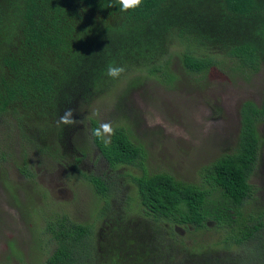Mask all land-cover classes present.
<instances>
[{
  "label": "trees",
  "instance_id": "trees-1",
  "mask_svg": "<svg viewBox=\"0 0 264 264\" xmlns=\"http://www.w3.org/2000/svg\"><path fill=\"white\" fill-rule=\"evenodd\" d=\"M203 1L214 4L223 17L220 27L227 34L223 36V54L236 60L240 67L257 69L264 62V0H142L139 7L127 12L109 7L112 0H0V116L16 114L17 122L25 121L32 108L47 105L56 111L64 109L62 105L67 102L72 105L73 87L82 72L89 69L84 62L87 52L91 55L94 51V88L116 82L106 74L111 63L123 66L125 71L136 70L137 80L143 73L149 76L158 71L171 80L164 73L167 60L165 64L158 58L166 56L173 37L184 46L179 57L186 70L208 69L215 62V53L197 56L190 46L205 45L214 39L204 33V26L218 13L211 15ZM197 4L207 14L202 17V24L189 17L198 12ZM93 14L107 19L101 29L103 38L89 39L93 30L99 29L88 23L94 20ZM194 16L195 20L197 15ZM184 18L190 20L180 21ZM92 96L87 94L84 99ZM19 106L25 113L20 112ZM239 115L236 146L206 167L212 190L176 179L167 172H143L130 178L140 206L154 221H165L171 232L178 225L207 229L211 222L223 227L224 245H238L243 248L241 253L233 258H219L211 252L196 253L186 244L177 252L155 230L141 244L135 238L113 234L117 237L102 243L99 249L90 225L61 215L46 222L45 230L54 247L41 264H264V206H247L254 195L250 178L262 145L258 126L264 122V95L260 104L244 100ZM90 120L91 130L98 127L95 119ZM18 130L25 135L21 125ZM22 137L26 144L33 142L26 135ZM91 138L110 168L142 164L144 149L124 127L114 128L107 147ZM38 144L35 143L39 148ZM1 156L4 157L3 151ZM26 171L22 169L23 173ZM84 176L96 194L108 197L109 184L104 177ZM105 211L107 208L102 207V215ZM121 222H116L112 232H119L121 225L117 226Z\"/></svg>",
  "mask_w": 264,
  "mask_h": 264
},
{
  "label": "rangeland",
  "instance_id": "rangeland-1",
  "mask_svg": "<svg viewBox=\"0 0 264 264\" xmlns=\"http://www.w3.org/2000/svg\"><path fill=\"white\" fill-rule=\"evenodd\" d=\"M211 6L204 2L211 15L218 13L217 7L212 3ZM197 10L189 17L202 24L207 14L199 4ZM93 17L88 23L99 29L93 30L89 39L103 38L101 29L107 19L94 14ZM222 18L219 12L216 19L204 26L207 30L204 33L214 38L211 42L190 44L197 56L215 53V62L206 70H186L179 57L184 46L173 37L169 39L166 56L158 58L162 63L167 60L164 73L171 80L165 79L160 71L149 76L143 73L137 80L136 70L130 68L114 84L94 88V51L91 55L87 52L84 62L89 69L82 72L73 87L72 105L67 102L62 105L64 109L56 111L47 105L32 108L25 121L17 122L16 114L0 116V264H41L54 247L50 233L45 230L46 222L61 215L90 225L99 249L102 243L117 236L135 238L141 244L155 230L177 252L183 244L190 245L196 253L211 252L219 258H233L242 252L238 245L225 246L223 227H215L211 222L207 229L178 225L171 232L165 221H154L140 206L130 178L143 172H167L176 179L212 190L206 167L236 146L240 104L247 99L260 104L264 95V62L250 70L223 54V36L227 34L220 27ZM100 52L106 55L104 50ZM87 94L93 96L84 99ZM67 108L74 110L77 124L57 127L56 121ZM19 109L25 113L21 106ZM97 109L100 115L94 116ZM91 118L98 126L110 122L113 129L124 127L144 149L142 164L110 168L93 144ZM20 125L33 141L31 144L23 142L26 139L18 130ZM258 132L262 145L250 178L254 195L248 208L264 206V122L258 126ZM85 174L104 177L109 184L108 197L96 194ZM102 207L107 208L103 215ZM118 220L122 222L117 228L120 225L121 228L118 233L112 232ZM113 242L118 245L117 240Z\"/></svg>",
  "mask_w": 264,
  "mask_h": 264
},
{
  "label": "clouds",
  "instance_id": "clouds-1",
  "mask_svg": "<svg viewBox=\"0 0 264 264\" xmlns=\"http://www.w3.org/2000/svg\"><path fill=\"white\" fill-rule=\"evenodd\" d=\"M142 3V0H112L109 7H118L121 12H127L130 9H135L139 7ZM125 68L123 66L115 65L111 63L107 67V76L109 78L116 79L123 72ZM74 110L72 108H67L64 110L63 114L59 116L56 121L57 127L66 126L72 127L77 124V119L74 118ZM94 116H99L100 112L97 109L93 112ZM114 135V129L110 122H102L98 127L91 130V136L94 139L101 141L105 147H107L111 142V136Z\"/></svg>",
  "mask_w": 264,
  "mask_h": 264
}]
</instances>
